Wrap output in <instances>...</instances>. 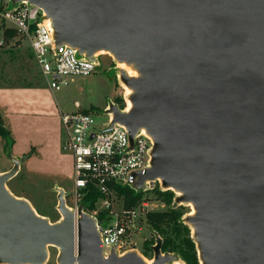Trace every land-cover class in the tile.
<instances>
[{
  "label": "water",
  "instance_id": "obj_1",
  "mask_svg": "<svg viewBox=\"0 0 264 264\" xmlns=\"http://www.w3.org/2000/svg\"><path fill=\"white\" fill-rule=\"evenodd\" d=\"M41 7L58 46L94 60L109 52L133 93L132 108L108 114L131 143L145 129L152 164L134 187L160 183L185 218L202 264H264V0H12ZM26 158L0 174V264H148L136 251L106 257L96 220L72 211L60 190L62 220L52 223L8 183ZM180 194V195H178ZM162 240L151 264H172Z\"/></svg>",
  "mask_w": 264,
  "mask_h": 264
},
{
  "label": "built area",
  "instance_id": "obj_2",
  "mask_svg": "<svg viewBox=\"0 0 264 264\" xmlns=\"http://www.w3.org/2000/svg\"><path fill=\"white\" fill-rule=\"evenodd\" d=\"M0 24V47L5 45L8 30L28 42L42 74L51 79L49 85L52 89L59 91L69 77H88L97 71L96 56L91 60L76 48L57 45L53 23L37 5L27 1L0 0ZM112 121L113 116L110 115L108 121L100 126L92 113L81 111L63 116L67 133L63 149L72 155L74 166L75 205L74 208L67 206L77 211L91 189L102 195L99 201L101 209L109 212L112 220L99 222L97 216L101 209L89 212L84 206V211L96 220L106 257L113 249L119 256L132 251L140 254L132 236L140 232L142 226L133 230L131 222L142 223L148 214V203L143 201L139 210L123 208L119 213L110 208L111 201L119 196L117 187L135 188L136 174L151 168L154 149V140L145 129L135 135L132 144L126 126L117 123L111 127ZM130 241L131 248H126ZM161 252L163 255L168 253ZM151 259L154 261V251Z\"/></svg>",
  "mask_w": 264,
  "mask_h": 264
},
{
  "label": "rangeland",
  "instance_id": "obj_3",
  "mask_svg": "<svg viewBox=\"0 0 264 264\" xmlns=\"http://www.w3.org/2000/svg\"><path fill=\"white\" fill-rule=\"evenodd\" d=\"M97 54V71L88 77L79 76L67 78V83L61 87L58 91V95L65 108L69 109V111H76V103L79 102L80 109L90 110V113L93 114V117L101 126L108 121L110 116L108 110L110 106L115 103L116 98L121 97L119 98L120 100H117L120 109L125 110L128 107L125 90L122 88L120 77H118L120 76V69H118L117 61L108 55ZM132 70L134 69L132 68ZM50 81V78L48 80L42 74V71L34 60L33 53L24 39L19 38L17 35L10 39H6L5 45L0 47V85H38L43 83L48 84ZM61 125L63 128L61 147L64 151L63 147L67 139V133L62 119ZM33 147L37 148L36 145ZM7 148L8 145L6 141L0 138V174L8 172L14 167V160L10 156ZM28 154H30V156L23 164L24 170L19 172L16 177L8 183V188L18 198L27 200L38 214L52 223H58L62 220V215L58 211V196L60 190H64L66 193L65 199L67 205L70 208H74L75 205V197L73 194V157L71 154L67 153L69 156L63 161L62 165L60 164L58 166L55 162L51 163L49 160L45 161L42 153L40 152L39 154L38 149H32ZM32 154L34 155L31 157ZM162 191L166 190L162 188L159 182L153 187L150 185L147 186L143 193V199L134 208L139 210L143 201H146L149 205L147 213L168 211L173 207L174 203L171 206L167 205L159 195V192ZM111 202L112 205L110 209L114 211V213H119L124 208V200L120 196L113 199ZM101 207L99 202L97 208L94 210H99ZM177 209L184 214L182 221L191 229V236L193 238L192 227L185 221V218L191 213V207L188 205H179ZM94 210L88 211L93 212ZM101 211L103 210L101 209ZM131 226L133 230L136 226H142L140 232L133 234L132 242L136 244L140 252L139 255L149 264V261L152 259H150L151 255L146 243L154 241L151 245L155 246L158 238L163 240V235L158 234L148 224L147 215L142 223L133 220ZM184 237L185 234L181 233L180 240ZM130 243L131 241L126 248H131V245H129ZM107 251H109V249ZM58 255L59 250L56 247H50L49 259L46 264H58ZM174 255L177 257V261H180L181 264H186L185 261L182 260L179 252H175ZM200 264H202L201 261Z\"/></svg>",
  "mask_w": 264,
  "mask_h": 264
},
{
  "label": "crops",
  "instance_id": "obj_4",
  "mask_svg": "<svg viewBox=\"0 0 264 264\" xmlns=\"http://www.w3.org/2000/svg\"><path fill=\"white\" fill-rule=\"evenodd\" d=\"M27 44L33 53L30 44L28 42ZM76 107V111L65 108L58 91L52 89L49 83L0 85V113L5 129L14 139L10 149L13 160L26 158L25 155L32 149H38L45 161L62 165L69 155L61 147L63 137L61 119L63 121L64 115L77 111L87 112L80 109L79 102L76 103ZM35 145L37 148L33 147ZM24 163H21L19 172L24 170Z\"/></svg>",
  "mask_w": 264,
  "mask_h": 264
},
{
  "label": "trees",
  "instance_id": "obj_5",
  "mask_svg": "<svg viewBox=\"0 0 264 264\" xmlns=\"http://www.w3.org/2000/svg\"><path fill=\"white\" fill-rule=\"evenodd\" d=\"M7 38L10 39L16 34L12 30L6 31ZM116 98L115 103L118 104V99ZM120 100V99H119ZM85 113H90L87 111ZM0 138L4 139L8 145V152L14 144V139L11 137V133L5 129L2 116L0 113ZM28 157L30 154L27 155ZM26 156V158H28ZM118 195L124 200V208L126 210H131L138 205V203L143 199L144 190H136L132 187H117ZM159 195L163 198L164 202L171 206L174 203L176 195L173 191L166 190L159 192ZM102 195L96 190L91 189L83 198L81 204L85 206L87 210H94L97 208ZM184 214L174 206L168 211L163 212H149L147 214L148 224L158 233L163 235L162 240V251L167 253L172 251L173 253L179 252L182 260L186 264H200L199 254L197 244L191 236V229L184 224L182 221ZM99 222H105L112 220V217L107 211H100L97 216ZM184 233L185 237L180 240V234ZM154 241L146 243L147 248L150 252V259L153 257V244Z\"/></svg>",
  "mask_w": 264,
  "mask_h": 264
},
{
  "label": "bare ground",
  "instance_id": "obj_6",
  "mask_svg": "<svg viewBox=\"0 0 264 264\" xmlns=\"http://www.w3.org/2000/svg\"><path fill=\"white\" fill-rule=\"evenodd\" d=\"M100 54L108 55V56L114 58L109 52L101 51L97 55H100ZM117 65H118V69L126 70L130 76H132V77H138L139 76L138 72L135 71V70H132V68L130 66H127L126 64L118 63V62H117ZM122 88L125 90V96L127 98L126 101H127V107H128L127 109L129 110L133 106L132 102L129 100V96L133 93V91L129 87H127L123 82H122ZM178 195H180V194H178ZM188 206L191 207V213L189 215H193L195 213L194 206L192 204H189ZM192 230H193V234H194V229L192 228ZM152 262L153 261L150 260L149 264H151ZM172 264H181V262L180 261H176V262H174Z\"/></svg>",
  "mask_w": 264,
  "mask_h": 264
}]
</instances>
